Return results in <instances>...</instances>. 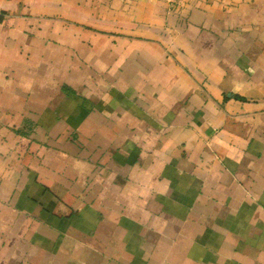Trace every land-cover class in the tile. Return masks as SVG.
<instances>
[{"label": "crops", "instance_id": "1", "mask_svg": "<svg viewBox=\"0 0 264 264\" xmlns=\"http://www.w3.org/2000/svg\"><path fill=\"white\" fill-rule=\"evenodd\" d=\"M0 264H264V0H0Z\"/></svg>", "mask_w": 264, "mask_h": 264}]
</instances>
